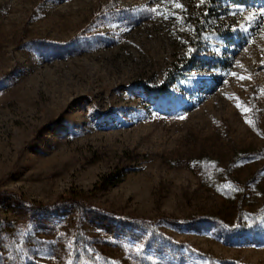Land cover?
Instances as JSON below:
<instances>
[{"label": "rangeland", "instance_id": "obj_1", "mask_svg": "<svg viewBox=\"0 0 264 264\" xmlns=\"http://www.w3.org/2000/svg\"><path fill=\"white\" fill-rule=\"evenodd\" d=\"M262 10L0 0V264H264Z\"/></svg>", "mask_w": 264, "mask_h": 264}, {"label": "trees", "instance_id": "obj_2", "mask_svg": "<svg viewBox=\"0 0 264 264\" xmlns=\"http://www.w3.org/2000/svg\"><path fill=\"white\" fill-rule=\"evenodd\" d=\"M106 182H108V179H105V180L101 181V183L99 185L103 186Z\"/></svg>", "mask_w": 264, "mask_h": 264}, {"label": "snow or ice", "instance_id": "obj_3", "mask_svg": "<svg viewBox=\"0 0 264 264\" xmlns=\"http://www.w3.org/2000/svg\"><path fill=\"white\" fill-rule=\"evenodd\" d=\"M177 6H179V5H177ZM153 11H156V9H153ZM261 15H264V10H262ZM240 79L243 80L244 77H240Z\"/></svg>", "mask_w": 264, "mask_h": 264}]
</instances>
